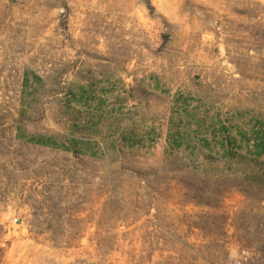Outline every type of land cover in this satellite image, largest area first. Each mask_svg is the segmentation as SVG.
I'll return each mask as SVG.
<instances>
[{
    "label": "rangeland",
    "instance_id": "374dc122",
    "mask_svg": "<svg viewBox=\"0 0 264 264\" xmlns=\"http://www.w3.org/2000/svg\"><path fill=\"white\" fill-rule=\"evenodd\" d=\"M0 264H264V0H0Z\"/></svg>",
    "mask_w": 264,
    "mask_h": 264
}]
</instances>
